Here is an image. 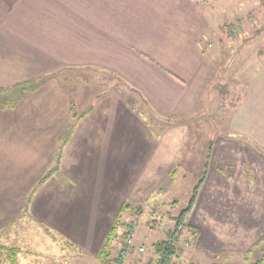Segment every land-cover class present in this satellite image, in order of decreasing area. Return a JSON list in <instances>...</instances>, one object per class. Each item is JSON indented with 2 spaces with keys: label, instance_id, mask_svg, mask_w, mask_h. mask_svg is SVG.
I'll return each instance as SVG.
<instances>
[{
  "label": "crops",
  "instance_id": "1",
  "mask_svg": "<svg viewBox=\"0 0 264 264\" xmlns=\"http://www.w3.org/2000/svg\"><path fill=\"white\" fill-rule=\"evenodd\" d=\"M233 4L241 9L237 1ZM211 9L204 17L191 0H0V247L15 250L16 262L4 252L11 264H39L26 256L24 248L30 244H14L15 234L22 239L24 222L64 243L53 244L51 250L52 244H43L47 257L42 264H71L69 250H86L93 258L101 253L124 215L121 204H111V192L112 197L120 194L118 179L125 175V166L134 164V183L139 184L144 170H158L165 158L164 144L151 130L156 125L147 124L119 84L127 79L134 85L133 99L139 93L144 105L161 115L166 129L178 116H197L190 114L222 66L216 54L205 58L197 38L208 47L213 36L216 44L226 35L236 40L225 28L235 30L237 19L217 21L212 28ZM147 23L174 24V34L181 25L183 39L188 38L189 45L193 41L194 47L173 48L171 60L155 55L150 49L157 34H144ZM146 36L154 38L148 53L138 43ZM104 46L110 52L92 48ZM86 66L100 70L83 81L78 74L87 73L79 68ZM73 69L80 73L69 75L71 80L62 77ZM45 74L53 76L42 80ZM111 76L118 84L107 81ZM40 80L36 91L13 89ZM229 129L228 137L210 145L207 176L188 216V225L200 236L190 251L196 260L210 264H253L261 259L264 264V153L248 141L264 151V67L235 107ZM203 153L197 158V181L207 166ZM168 163L166 177H173L174 155Z\"/></svg>",
  "mask_w": 264,
  "mask_h": 264
},
{
  "label": "rangeland",
  "instance_id": "2",
  "mask_svg": "<svg viewBox=\"0 0 264 264\" xmlns=\"http://www.w3.org/2000/svg\"><path fill=\"white\" fill-rule=\"evenodd\" d=\"M191 1L194 2L198 14H202L204 17H207L210 14L209 11L213 8L212 28L217 21H232L236 18L237 24H233L236 27L233 38L236 37V40H232L226 35L220 44L219 42L216 44L214 43V41L216 42V38L213 36L214 41L212 39L208 40L212 43L211 47H208L207 44H204L205 40H201L199 43L198 39L200 37L197 38V45L201 44V47L206 50L205 58L208 55L216 54V60L220 59L222 66L220 64V68L216 70L217 73L214 74L208 86L210 87L211 85V89L209 91L207 88L203 90L201 94L202 99L196 105V112L190 114H197V116L188 119L185 117L189 115L173 118L174 120L171 121L172 126L168 129H166V122L160 119L161 115L159 113L156 114L154 110L151 111L153 108L150 106L144 105L145 102L139 93L136 94V99H133V96H135L133 92V90L135 91L134 85L131 86L127 82V79H122L123 81L119 84L123 96L128 98L129 101L133 100L132 104L144 116L142 117L146 120L147 124L156 125L151 130H153V135H155L154 139L159 144H164L161 154L165 158L159 164L162 167L158 168V170L151 168V166L145 169V172L139 180V184L137 182L134 183V179L137 181L135 166L133 163H129L125 166V175L118 179L120 194H115L113 198L111 192V199L113 201L111 204H121V208L123 209L122 214H124L120 220L122 226H118L116 236L111 243V264H156L158 255L156 254L154 245L161 241H168L173 237L172 233L177 228L178 217L187 207L193 188L197 183L199 177V169L197 166L199 162L197 158L200 157L201 159L202 152H204L206 164H208L211 156V142L213 140H219V138L228 137L231 133L229 123L233 111L245 98L251 80L264 67V0H234L232 3H230V0H218L215 3H211V6H205L203 0ZM236 1L239 3L242 12L239 11L241 10L239 7L236 10V6L234 5L238 4H233ZM162 15H164V12ZM168 27L172 29L169 30ZM143 28L146 29L144 30V34H149L150 30L152 32L156 31L157 43L150 50L157 56L166 55L167 57L165 59L171 60L173 58V55H168L174 51L173 48H179L180 50L183 47H190V49L194 47L193 41L189 45V39H183L185 33L183 28L181 29V25L179 30L176 31V34L172 33L175 28L174 24L154 25L147 23L144 24ZM167 30L170 31V35L167 38H163ZM139 40H142L138 42L140 49L148 53V45L154 38L151 36L148 38L146 36L144 39ZM167 47H169L168 50ZM92 48L95 52L102 50L101 54L110 52L107 46H104L103 49L101 47ZM130 50L132 49L130 48ZM144 59L149 58L144 57ZM134 65V69H136L137 63H134ZM88 67L91 66L79 68V70L87 73L83 74L86 77L78 74L79 79L87 81L90 76L97 75L96 73L100 70ZM79 70L73 69L72 72L64 71L65 73L63 72L62 77L66 78L67 76L71 80L69 75L73 77L74 74L80 73ZM52 76L45 74V78L42 80H48ZM115 78L111 76L107 81L112 79V85L114 83L118 84L117 79L115 81L113 80ZM42 80L38 81V83L31 82L25 86H19L13 89L15 91H23L27 88L28 92L36 91L42 85ZM131 88L132 91L130 90ZM2 95L6 94L2 93ZM140 105L145 106L144 110L140 109ZM203 124L204 126L202 127ZM181 126H184L185 129L183 130ZM241 140L247 139L243 138ZM181 146L184 147L183 150L185 151L181 149ZM187 146L189 150H186ZM176 150H182L183 152L176 153ZM169 155H174V165L177 168L175 169L176 171L173 177L169 175L166 177V172L171 167V164L168 163ZM57 168L58 164L56 165ZM52 169L54 170V168ZM61 177L63 178L62 181H65L64 175H61ZM132 182L133 186L131 185ZM116 188L118 189L117 185ZM119 197H122V201L120 202ZM105 205L104 203L103 207ZM110 208L111 205L109 204L108 209ZM188 222L189 217H186L184 221L185 226L182 228L181 233L179 231L176 235L178 240H176L175 244L179 250V255L175 259V264H210L205 260H196L193 257L190 251L191 246L192 244H198L200 236L198 230L191 228ZM24 224L22 226V233L19 234L22 239L18 241L17 235L15 234V240L18 242L15 241L14 244H30L29 248H24V251L28 249L26 256H28L29 260L33 259L32 261L36 260L39 264H42L44 258L47 257V252L43 244H52L50 250L53 244H64L63 242L52 241L50 237H46L39 227L33 224ZM130 227L133 228L132 232L128 229ZM126 232L129 235L127 239H124L122 236ZM53 253L55 257L58 256V250ZM120 255H122L123 259L117 263L114 260H117ZM66 258L67 260L68 258L71 259V264H104L99 258H93L86 250L76 249L72 252L69 250L66 253ZM0 259L4 264H11V261L7 258V254L4 252L0 253ZM62 264H66V261ZM236 264H244V262ZM247 264L251 263L248 262Z\"/></svg>",
  "mask_w": 264,
  "mask_h": 264
},
{
  "label": "trees",
  "instance_id": "3",
  "mask_svg": "<svg viewBox=\"0 0 264 264\" xmlns=\"http://www.w3.org/2000/svg\"><path fill=\"white\" fill-rule=\"evenodd\" d=\"M225 31L227 32L228 35H230L232 38L234 37V30L231 29V26L227 25L225 28ZM71 136V131L67 134V136L63 139V146L64 144L67 143V141L69 140ZM248 140V139H247ZM249 143H252L251 145H253L259 152L264 153L262 147L260 145H258L257 143L253 142L252 140H248ZM207 171H208V164L206 166V169L203 173V175L199 178V180L197 181L196 185L193 188L191 197L188 201V205L187 207L181 212V214L178 217V225L177 228L175 230V232H173V237L168 240V241H161L158 242L157 244L154 245L156 254L158 255V260L156 264H175V259L178 258L179 255V250L176 247V240H178L176 238L177 232L182 231V228L185 226L184 225V221L185 218L188 217V215L191 213V211L193 210V207L196 203L199 191L201 189V186L203 185L206 176H207ZM122 224L120 223V221H118L115 226L111 229L110 233L108 234L107 237V241L106 244L103 248V250L101 251V253L97 256V258H99L102 262H104V264H111V259H112V253H111V243L113 238H115L116 233H117V229L118 226ZM130 232H132L133 228L130 227L128 228ZM171 234V235H172ZM129 233L126 232L123 234V238L127 239L128 238ZM6 252L10 255V258L12 260V262H16V258H15V250L14 249H7V248H2L0 247V252ZM122 255H120L116 261L117 263L122 261ZM253 264H263V259L256 261Z\"/></svg>",
  "mask_w": 264,
  "mask_h": 264
},
{
  "label": "built area",
  "instance_id": "4",
  "mask_svg": "<svg viewBox=\"0 0 264 264\" xmlns=\"http://www.w3.org/2000/svg\"><path fill=\"white\" fill-rule=\"evenodd\" d=\"M141 250H142V248H141Z\"/></svg>",
  "mask_w": 264,
  "mask_h": 264
}]
</instances>
